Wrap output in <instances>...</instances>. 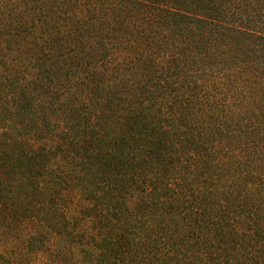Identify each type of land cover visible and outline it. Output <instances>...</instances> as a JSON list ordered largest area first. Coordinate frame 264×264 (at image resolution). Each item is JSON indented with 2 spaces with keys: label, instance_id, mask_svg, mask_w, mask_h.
Here are the masks:
<instances>
[{
  "label": "trees",
  "instance_id": "trees-1",
  "mask_svg": "<svg viewBox=\"0 0 264 264\" xmlns=\"http://www.w3.org/2000/svg\"><path fill=\"white\" fill-rule=\"evenodd\" d=\"M0 264H264V0H0Z\"/></svg>",
  "mask_w": 264,
  "mask_h": 264
}]
</instances>
